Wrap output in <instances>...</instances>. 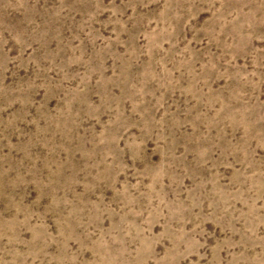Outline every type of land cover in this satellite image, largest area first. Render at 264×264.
Returning <instances> with one entry per match:
<instances>
[{"label":"rangeland","instance_id":"obj_1","mask_svg":"<svg viewBox=\"0 0 264 264\" xmlns=\"http://www.w3.org/2000/svg\"><path fill=\"white\" fill-rule=\"evenodd\" d=\"M0 264H264V0H0Z\"/></svg>","mask_w":264,"mask_h":264}]
</instances>
